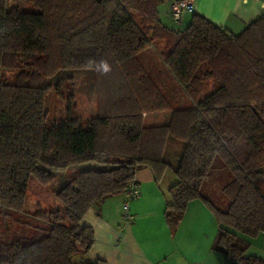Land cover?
Wrapping results in <instances>:
<instances>
[{
	"label": "trees",
	"instance_id": "obj_1",
	"mask_svg": "<svg viewBox=\"0 0 264 264\" xmlns=\"http://www.w3.org/2000/svg\"><path fill=\"white\" fill-rule=\"evenodd\" d=\"M27 1L34 11L0 0V264H109L90 255L94 233L82 217L123 194L142 167L155 179L174 173L171 229L198 199L218 225L214 248L264 264L244 256L264 233V13L234 34L201 14L170 28L162 0ZM84 69L108 80L96 115L73 117L70 98L68 118L47 124L46 92ZM143 112L168 117L148 125ZM169 137L184 142L175 166L164 158ZM84 163L54 192L61 205L25 209L31 177L50 185Z\"/></svg>",
	"mask_w": 264,
	"mask_h": 264
},
{
	"label": "crops",
	"instance_id": "obj_2",
	"mask_svg": "<svg viewBox=\"0 0 264 264\" xmlns=\"http://www.w3.org/2000/svg\"><path fill=\"white\" fill-rule=\"evenodd\" d=\"M171 2L162 0L158 5L161 22L170 28L185 27L193 14H201L235 32L264 13V0H193L194 11L186 13L182 24L177 26L170 18ZM134 181L140 194L129 202L130 220L122 217L123 194L105 197L82 217V224L93 229L92 257L102 258L109 264L236 263L214 248L218 225L214 214L202 201L188 202L177 226L173 229L168 226L164 210L170 200L168 189L175 181L169 172L155 179L150 168L142 167L135 172ZM260 237L264 238V233L250 238L249 255L264 260V246L256 243ZM251 246L258 248L254 250Z\"/></svg>",
	"mask_w": 264,
	"mask_h": 264
},
{
	"label": "rangeland",
	"instance_id": "obj_3",
	"mask_svg": "<svg viewBox=\"0 0 264 264\" xmlns=\"http://www.w3.org/2000/svg\"><path fill=\"white\" fill-rule=\"evenodd\" d=\"M8 5H17L19 8L25 11H34V7L27 0H7ZM245 27V26H244ZM242 29H237L238 31L233 32L234 34L240 33ZM184 28V27H181ZM62 73V72H60ZM112 74V73H111ZM69 74L62 73L61 78L63 79L62 84L60 85V93L58 94L55 85L46 92L43 107L46 112L45 122L47 124L53 121L65 120L68 118V101L71 100L74 102V106H72V116L75 118H79L81 122L86 121L88 118L95 116L97 113V90L99 85H103L108 80H103L99 72L96 70H76L74 71L70 77ZM168 112H153V113H142V118L145 124H159L163 122V120H167ZM184 142L181 140H176L171 137L168 138L166 149L164 153V158L169 160L170 163L175 166L178 162V158L180 153L182 152ZM91 165L95 168H102V164L91 163ZM86 166L84 164H73L66 168L65 170L57 171L55 176V181L52 184L42 185L36 179L30 178L28 182V188L26 191L25 198V209L31 211L34 209V206L37 202L43 208H52L55 205H61L53 196L54 192L58 190L71 176L74 172L79 171L83 167ZM169 176L174 180V173L172 171H168ZM172 184V183H171ZM259 185L262 190H264V178L259 180ZM208 190L210 195V199L214 202H217L220 207H224V205L220 204V200L217 199L221 196L218 195L216 189L212 186L208 185ZM252 239H249V242ZM258 246H264V238L260 239L256 242ZM258 246H251L252 249L258 248ZM249 248V247H248ZM244 252V256L249 255L250 248ZM262 260V259H261ZM235 264H241L237 262Z\"/></svg>",
	"mask_w": 264,
	"mask_h": 264
},
{
	"label": "built area",
	"instance_id": "obj_4",
	"mask_svg": "<svg viewBox=\"0 0 264 264\" xmlns=\"http://www.w3.org/2000/svg\"><path fill=\"white\" fill-rule=\"evenodd\" d=\"M194 11L193 0H172L170 4V18L173 23L180 26L186 13ZM139 187L136 182H130L124 190V202L122 204L123 219L130 220L132 215L129 213V202L139 197Z\"/></svg>",
	"mask_w": 264,
	"mask_h": 264
},
{
	"label": "water",
	"instance_id": "obj_5",
	"mask_svg": "<svg viewBox=\"0 0 264 264\" xmlns=\"http://www.w3.org/2000/svg\"><path fill=\"white\" fill-rule=\"evenodd\" d=\"M96 1H100V0H96Z\"/></svg>",
	"mask_w": 264,
	"mask_h": 264
}]
</instances>
